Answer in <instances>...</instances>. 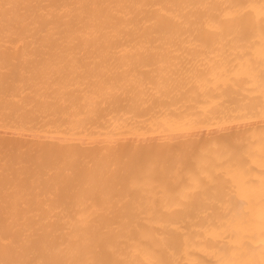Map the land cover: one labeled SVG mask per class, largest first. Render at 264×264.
I'll return each mask as SVG.
<instances>
[{
    "label": "bare ground",
    "instance_id": "1",
    "mask_svg": "<svg viewBox=\"0 0 264 264\" xmlns=\"http://www.w3.org/2000/svg\"><path fill=\"white\" fill-rule=\"evenodd\" d=\"M0 264H264V0H0Z\"/></svg>",
    "mask_w": 264,
    "mask_h": 264
}]
</instances>
